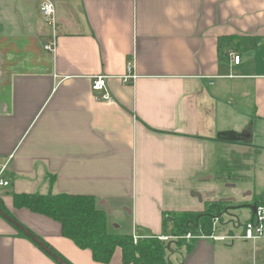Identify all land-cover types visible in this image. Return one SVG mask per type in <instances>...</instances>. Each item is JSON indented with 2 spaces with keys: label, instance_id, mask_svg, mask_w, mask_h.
<instances>
[{
  "label": "crops",
  "instance_id": "obj_1",
  "mask_svg": "<svg viewBox=\"0 0 264 264\" xmlns=\"http://www.w3.org/2000/svg\"><path fill=\"white\" fill-rule=\"evenodd\" d=\"M50 1L54 54L40 1L0 0V161L11 157L0 204L66 264H102L13 195L92 196L108 233L139 237L169 235L165 214L218 202L201 177L264 150L253 144L264 133V0ZM129 65L137 78L123 84ZM97 75L112 102L92 91ZM225 188L235 196L238 184ZM184 243L169 264H264V240ZM0 264L58 263L0 215ZM108 264H123L119 248Z\"/></svg>",
  "mask_w": 264,
  "mask_h": 264
},
{
  "label": "trees",
  "instance_id": "obj_2",
  "mask_svg": "<svg viewBox=\"0 0 264 264\" xmlns=\"http://www.w3.org/2000/svg\"><path fill=\"white\" fill-rule=\"evenodd\" d=\"M233 165L238 167V171L245 168L243 161L235 162ZM227 178L231 179L230 173ZM12 199L14 208H26L59 223L62 237L71 240L79 249L89 250L94 262L108 264L115 250L119 248L123 264H169L166 261V245L171 242L160 241L158 237L151 235L141 237L134 243L132 235L108 233L106 214L97 208L96 200L92 196L50 192L47 194H14ZM252 201L255 205H264V197H254ZM0 209L8 214L2 204H0ZM222 209L221 203L213 202L206 203L203 212L168 213L164 216L163 228L167 230L171 227L169 235H181L187 230L196 231L198 228L203 233L209 234L212 216L222 214ZM19 234L24 236L20 231ZM37 238L43 242L42 239ZM44 244L52 253L62 261L64 260L48 244ZM184 245V242L176 243L178 247ZM188 247L190 249L191 246Z\"/></svg>",
  "mask_w": 264,
  "mask_h": 264
},
{
  "label": "rangeland",
  "instance_id": "obj_3",
  "mask_svg": "<svg viewBox=\"0 0 264 264\" xmlns=\"http://www.w3.org/2000/svg\"><path fill=\"white\" fill-rule=\"evenodd\" d=\"M233 135H239L242 132V129L237 130H230ZM254 141L253 144L256 145V143H263L264 144V133L263 135L255 132L254 135ZM248 144V143H247ZM244 145V144H242ZM245 147H248V145H244ZM249 148H247L248 150ZM253 149V148H252ZM244 164L247 166H251L250 172L241 173L238 171V167L234 165L233 172H230L232 184H238V188L236 195L231 196L232 193L231 189L225 188L226 184L230 180L227 176L229 175V172L227 169L230 167H224V163H221V171L220 173H216L214 175L217 176V179L213 175V173H208L204 177H201L200 179L201 184H205L203 186L204 189H209V191L204 190L207 196L206 199H212L218 201V203L222 204V213L224 210H227L230 213V216H222L221 222L217 225V231L216 234L221 233H227V231H233L234 228L231 224L224 225V222L227 221H234L239 222L240 225L245 224L250 218H251V211L248 208V206L253 204V197H264V150H261L260 154H256L251 152V156L248 159V156L246 157ZM226 171V172H225ZM231 183V182H230ZM211 184V185H210ZM216 188L217 195L212 196V189ZM246 188V190H245ZM228 192L230 194H228ZM246 192H250V197L246 195ZM211 194V195H209ZM252 196V198H251ZM236 234H238L237 231H235ZM166 250V259H171L172 252H175L177 249L176 246L172 243H169ZM177 256L176 253L173 254V257L175 258ZM173 258V259H174Z\"/></svg>",
  "mask_w": 264,
  "mask_h": 264
},
{
  "label": "built area",
  "instance_id": "obj_4",
  "mask_svg": "<svg viewBox=\"0 0 264 264\" xmlns=\"http://www.w3.org/2000/svg\"><path fill=\"white\" fill-rule=\"evenodd\" d=\"M40 1V14L47 23L52 28V40L49 44L44 47L46 52L54 54L56 48V16L55 9L50 0H39ZM230 58L234 64H239V56L234 53L229 54ZM132 66L127 67V75L120 78L123 84L133 83L137 76L135 75ZM106 75H97L92 80V91L101 93L100 99L105 102H112V97L108 93L106 80ZM11 157H8L6 161H0V187H7L9 185L8 181L4 179V175L7 171ZM221 222L219 218H212L211 232L209 234L203 233L201 229L198 228L196 231L187 230L181 235H166L159 236L158 239L163 242H171L176 244L177 242H191L194 240L207 238L216 242H222L226 244H234L235 242H256L264 240V205H256L255 214L252 213V217L243 225L239 222H233V228L238 231L236 233H221L216 234L217 225ZM141 238L139 236H133V242Z\"/></svg>",
  "mask_w": 264,
  "mask_h": 264
},
{
  "label": "water",
  "instance_id": "obj_5",
  "mask_svg": "<svg viewBox=\"0 0 264 264\" xmlns=\"http://www.w3.org/2000/svg\"><path fill=\"white\" fill-rule=\"evenodd\" d=\"M220 139H224V140H229V141H237L238 139L236 137L232 136H228V135H221L219 136ZM248 208L250 209V211L255 214L256 212V205H250L248 206ZM0 215L11 225H13L16 229H18L25 237H27L30 241H32L35 245H37L42 251H44L48 256H50L53 260H55L58 264H66L64 263L57 255H55L54 253H52L50 251V249H48V247H46V245L40 241L35 235H33L32 233H30L27 229H25L24 227H22L20 224H18L16 221H14L11 217H9L6 213H4L1 209H0ZM222 216H230V213L227 210H224L222 214H217L214 215L212 217H216L221 219ZM234 221H227V223L225 224H230ZM168 249V248H167Z\"/></svg>",
  "mask_w": 264,
  "mask_h": 264
}]
</instances>
